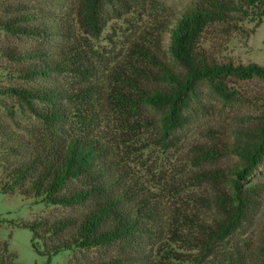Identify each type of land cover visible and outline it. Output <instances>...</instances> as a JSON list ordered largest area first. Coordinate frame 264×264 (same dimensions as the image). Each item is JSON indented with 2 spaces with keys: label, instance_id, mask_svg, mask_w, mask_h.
Masks as SVG:
<instances>
[{
  "label": "trees",
  "instance_id": "obj_1",
  "mask_svg": "<svg viewBox=\"0 0 264 264\" xmlns=\"http://www.w3.org/2000/svg\"><path fill=\"white\" fill-rule=\"evenodd\" d=\"M109 1L80 0L73 23L33 0H0V30L6 35L0 38V58L14 82L5 92L38 120L15 130L0 120L3 148L14 156L4 159L0 191L65 207L87 205L61 217L12 220L33 230L34 248L49 258L65 249L118 244L120 254L86 264H153L141 249L156 234L157 226L148 222L156 216L151 196L139 194L119 152L124 139L116 138L110 122L121 124L123 133L135 122L124 117L151 106L170 133L191 124L193 110L209 107L200 99L203 86L225 102L242 100L238 85L264 79V64L220 60L205 39L247 19L263 20L264 0H193L180 14L155 22L160 33L149 32L154 40L146 35L134 40L106 83L92 38L102 35ZM165 33H170L167 49ZM64 75L72 78L62 82ZM208 133L209 140L193 146V164L227 156L237 160L196 171L198 181L211 188L200 199L215 213L205 221L196 212L187 216L191 223L186 224L198 231L192 234L196 243L187 239L198 250V263L246 222L254 223L262 210L264 183L254 176L264 166V108L255 120L244 118L242 126H211ZM9 245L0 241V264H23ZM251 264H264V239Z\"/></svg>",
  "mask_w": 264,
  "mask_h": 264
},
{
  "label": "rangeland",
  "instance_id": "obj_2",
  "mask_svg": "<svg viewBox=\"0 0 264 264\" xmlns=\"http://www.w3.org/2000/svg\"><path fill=\"white\" fill-rule=\"evenodd\" d=\"M33 1L64 15L73 23L77 22L80 0ZM192 1L110 0L105 7L106 24L102 35L92 38L99 51L98 65L103 69L101 76L105 82H109L107 77L111 67L124 59L134 40H141V35L154 40L155 37L149 32L160 33L155 28V22L167 20L173 13L180 14ZM206 36L205 45L220 60L264 64V19H247L241 27ZM5 37V32L0 30V38L5 40ZM164 38V48L167 49L170 33H165ZM164 54L170 58L169 53ZM5 62L0 58V120L15 130L19 124H33L38 120L28 107L5 92V87L14 83L7 76ZM60 78L63 82L72 77L64 75ZM238 86L244 98L235 102H225L213 94L208 86H203L200 99L209 107L204 111L193 110L192 123L170 133H165L161 128L160 112L151 106H144L124 117L126 121L130 119L135 122L131 126L126 125L123 133L121 124H117L114 118V123L110 122L116 138L124 139L119 152L131 168L132 176L140 188L139 194L151 196L150 206L156 216L148 222L157 226L156 234L147 238V243L141 249L148 252V259L153 264H251L255 253L261 249L264 239V204L254 223L246 222L238 228L229 241L217 245L216 253L202 263L194 258L198 254L195 245L187 241L191 239L196 243L192 234L198 233L193 226L186 224L191 223L187 216L196 212L205 221L215 214L213 207L200 199L210 194L211 188L207 183L198 181L196 171L215 165H232L237 160L235 156H227L196 166L191 161L193 146L209 140L208 130L211 126L233 130L243 125L244 118L255 120L264 108V79L242 81ZM3 136L0 129V178L4 175V159L7 156L14 158L3 148ZM254 180L264 183V166L258 170ZM86 206L65 207L24 197L16 191H0V220L3 219L0 223V241L8 240L10 250L18 253V261L23 264H86L120 254L119 245L114 244L91 249H65L49 258L34 248V232L31 228L12 223V220H33L45 215L55 218L79 213Z\"/></svg>",
  "mask_w": 264,
  "mask_h": 264
}]
</instances>
